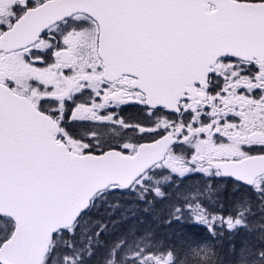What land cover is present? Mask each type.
Segmentation results:
<instances>
[{
  "label": "snow or ice",
  "instance_id": "1",
  "mask_svg": "<svg viewBox=\"0 0 264 264\" xmlns=\"http://www.w3.org/2000/svg\"><path fill=\"white\" fill-rule=\"evenodd\" d=\"M0 264H264V0H0Z\"/></svg>",
  "mask_w": 264,
  "mask_h": 264
},
{
  "label": "trees",
  "instance_id": "2",
  "mask_svg": "<svg viewBox=\"0 0 264 264\" xmlns=\"http://www.w3.org/2000/svg\"><path fill=\"white\" fill-rule=\"evenodd\" d=\"M190 185H192L191 183H189ZM196 186V185H195ZM240 238L239 237H237V240H239ZM228 246H229V243H228V241H227V239H225L224 241H223V243H222V246H221V249H220V251H221V255H222V257H224V258H226V253H227V250H228Z\"/></svg>",
  "mask_w": 264,
  "mask_h": 264
},
{
  "label": "rangeland",
  "instance_id": "3",
  "mask_svg": "<svg viewBox=\"0 0 264 264\" xmlns=\"http://www.w3.org/2000/svg\"><path fill=\"white\" fill-rule=\"evenodd\" d=\"M189 182L192 184V186H195V185L199 184V181H189ZM257 220H258V217H257ZM257 231H258V229H257ZM228 243H229V241H228Z\"/></svg>",
  "mask_w": 264,
  "mask_h": 264
},
{
  "label": "flooded vegetation",
  "instance_id": "4",
  "mask_svg": "<svg viewBox=\"0 0 264 264\" xmlns=\"http://www.w3.org/2000/svg\"><path fill=\"white\" fill-rule=\"evenodd\" d=\"M188 183H190V182H188ZM198 185V184H197Z\"/></svg>",
  "mask_w": 264,
  "mask_h": 264
}]
</instances>
